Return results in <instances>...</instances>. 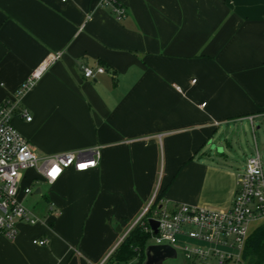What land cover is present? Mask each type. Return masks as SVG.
I'll return each instance as SVG.
<instances>
[{
	"label": "crops",
	"instance_id": "0c3cea01",
	"mask_svg": "<svg viewBox=\"0 0 264 264\" xmlns=\"http://www.w3.org/2000/svg\"><path fill=\"white\" fill-rule=\"evenodd\" d=\"M101 2L0 0V105L31 117L13 127L41 157L100 148L95 169L43 183V220L0 239V264H104L156 191L169 208L231 205L239 171L215 137L264 111V0H116L119 21Z\"/></svg>",
	"mask_w": 264,
	"mask_h": 264
},
{
	"label": "built area",
	"instance_id": "2783aa9c",
	"mask_svg": "<svg viewBox=\"0 0 264 264\" xmlns=\"http://www.w3.org/2000/svg\"><path fill=\"white\" fill-rule=\"evenodd\" d=\"M101 5L110 7L117 21L125 17V11L116 0H102ZM60 56L58 53L49 55L20 85L15 97L19 99ZM79 69L84 79H93L105 72L100 66L80 65ZM15 115L31 121L27 110L20 109L15 100L3 101L0 105V239L9 241L17 238L19 225L34 226L39 223L20 200V195H29L33 190L40 189L35 188L38 183L52 186L69 169L76 173L93 170L100 160L99 147L80 153L38 156L31 144L13 127L11 120ZM263 116L264 111L246 118L253 135L255 119ZM29 171L34 172L36 177L30 180V185L22 186ZM157 192L131 226L139 224L154 241L150 245L168 246L175 251L176 257L180 251L187 264H242V253L252 230L251 225L264 222V171L256 144L254 153L245 158L242 172L237 176L228 209L215 210L187 204L169 208L157 201ZM52 207L51 204L50 211ZM150 220L157 223L156 233L149 226ZM32 244L45 247L48 240L35 239Z\"/></svg>",
	"mask_w": 264,
	"mask_h": 264
},
{
	"label": "rangeland",
	"instance_id": "374dc122",
	"mask_svg": "<svg viewBox=\"0 0 264 264\" xmlns=\"http://www.w3.org/2000/svg\"><path fill=\"white\" fill-rule=\"evenodd\" d=\"M254 127L256 130L253 135L251 125L248 120L246 118L239 119L235 124L231 125L228 132H225V134L219 138L215 137V141L217 140L221 144L224 154L228 157L229 163L232 164V167L237 165L235 168H238L239 172H242L243 160L254 153L255 144L261 155L264 171V116L255 119ZM36 187L41 188V194L34 195L33 190L31 195L26 196L27 202L24 204L30 211H32L33 215L38 220H43L46 210L48 209V205L44 196L48 194L49 186L43 183H38L35 185V188ZM257 225H259V223H254L251 225V228L253 229ZM123 232L124 231H122L120 234L122 235ZM5 241L9 243V240ZM153 243L154 241L149 238L147 244L150 245ZM130 264L138 263L137 261H132ZM163 264H187V262L184 259L183 254L179 251L175 259H168Z\"/></svg>",
	"mask_w": 264,
	"mask_h": 264
},
{
	"label": "trees",
	"instance_id": "16d2710c",
	"mask_svg": "<svg viewBox=\"0 0 264 264\" xmlns=\"http://www.w3.org/2000/svg\"><path fill=\"white\" fill-rule=\"evenodd\" d=\"M161 197L158 195L157 201ZM149 238L150 235L145 233L139 224H136L117 245L104 264H130L132 261L142 264ZM242 264H264V222L251 230L244 245Z\"/></svg>",
	"mask_w": 264,
	"mask_h": 264
},
{
	"label": "water",
	"instance_id": "95a60500",
	"mask_svg": "<svg viewBox=\"0 0 264 264\" xmlns=\"http://www.w3.org/2000/svg\"><path fill=\"white\" fill-rule=\"evenodd\" d=\"M211 149H216L217 151H221L220 148H216L215 145L211 146ZM36 194L40 193V189L37 188L35 190ZM149 226L151 230L156 233L157 223L153 220L149 221ZM117 231L120 232V229L117 228ZM176 253L175 251L168 246H156V245H148L144 251V261L142 264H163L168 259H175Z\"/></svg>",
	"mask_w": 264,
	"mask_h": 264
}]
</instances>
